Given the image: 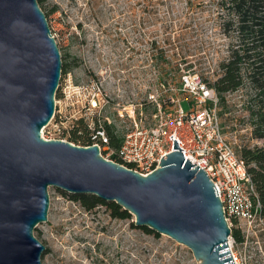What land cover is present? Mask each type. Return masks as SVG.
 Instances as JSON below:
<instances>
[{
	"label": "water",
	"instance_id": "1",
	"mask_svg": "<svg viewBox=\"0 0 264 264\" xmlns=\"http://www.w3.org/2000/svg\"><path fill=\"white\" fill-rule=\"evenodd\" d=\"M61 75L37 0H0V264H42L45 246L33 232L48 219L49 187L115 202L135 226L186 246L197 264H234L216 186L175 138V150L142 174L106 159L97 144L42 137Z\"/></svg>",
	"mask_w": 264,
	"mask_h": 264
},
{
	"label": "rangeland",
	"instance_id": "2",
	"mask_svg": "<svg viewBox=\"0 0 264 264\" xmlns=\"http://www.w3.org/2000/svg\"><path fill=\"white\" fill-rule=\"evenodd\" d=\"M42 6L60 54L78 61L69 68L74 82L81 73L97 74L115 101H144L146 118L153 111L145 104L148 95L161 93L158 80L168 81L162 97H180L181 69L211 80L237 44L220 23L219 0H44ZM252 97L245 85L221 103L222 130L238 152L264 145L248 111ZM180 105L185 111L191 107L182 97ZM60 191L48 188V219L33 232L45 246L42 264H197L186 246L132 225L133 215L116 219L104 206L86 211ZM254 229L241 259L264 264V222L256 221Z\"/></svg>",
	"mask_w": 264,
	"mask_h": 264
},
{
	"label": "built area",
	"instance_id": "3",
	"mask_svg": "<svg viewBox=\"0 0 264 264\" xmlns=\"http://www.w3.org/2000/svg\"><path fill=\"white\" fill-rule=\"evenodd\" d=\"M217 66L220 73L219 63ZM181 71L176 89L182 91V96L162 97V88L168 85V81L158 80L161 93L148 95L145 104L152 105L153 111L146 118L144 101H115L105 90L103 77L81 73L74 82L73 72L68 70L61 75L55 111L42 128L41 135L45 139L70 141V129L82 120L89 129L91 144H97L106 159L142 174L156 169L160 158L175 150V138L183 149L178 150L183 153L184 160L188 158L195 163L192 167L203 168L216 186L228 225L239 228L243 236L241 242H236L231 235L228 237L230 254L234 264H247L241 254L256 236V221L259 224L264 219L246 166L222 130L219 96L207 82L214 80L219 73L211 80H203L195 73ZM181 97L191 104L189 110L185 111L180 105ZM108 125L119 139L116 147L111 145Z\"/></svg>",
	"mask_w": 264,
	"mask_h": 264
},
{
	"label": "trees",
	"instance_id": "4",
	"mask_svg": "<svg viewBox=\"0 0 264 264\" xmlns=\"http://www.w3.org/2000/svg\"><path fill=\"white\" fill-rule=\"evenodd\" d=\"M40 9L43 10L44 0H37ZM219 7L224 10L220 23L224 32L235 34L237 44L229 49L228 58L219 63L221 70L218 76L212 81H207L217 92L220 102H225V95L228 92L237 90L247 85L251 91L252 105L248 108L252 119L257 122V136L264 137V0H219ZM52 8L49 12H54ZM47 16V13L44 12ZM62 76L78 64L77 59L67 61L61 55ZM189 67V64H186ZM206 80V79H205ZM58 96V92L56 93ZM111 145H119V139L113 132L111 126H107ZM69 140L78 145H90L92 142L89 136L87 124L82 120L70 129ZM240 158L243 160L247 172L254 184L261 208L260 215L264 219V145L253 147H242L239 150ZM71 200L76 201L84 210L91 211L98 206H104L110 216L116 219H129L132 215L123 210L115 202H108L92 194H69L60 191ZM235 223V219H233ZM133 225V222L131 223ZM147 232L152 230L142 227ZM156 235H158L156 233ZM231 236L236 242H241L243 236L241 230L234 225L231 227Z\"/></svg>",
	"mask_w": 264,
	"mask_h": 264
}]
</instances>
